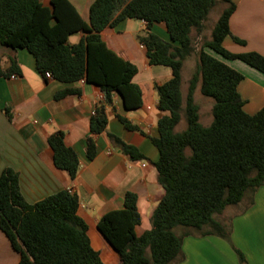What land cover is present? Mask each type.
<instances>
[{
    "label": "trees",
    "instance_id": "trees-1",
    "mask_svg": "<svg viewBox=\"0 0 264 264\" xmlns=\"http://www.w3.org/2000/svg\"><path fill=\"white\" fill-rule=\"evenodd\" d=\"M221 1L226 8L210 39L195 50L191 32L201 35L216 0H94L87 23L67 0H51L47 7L41 0H0V48L25 50L34 59L36 71L42 75L48 72L57 82L83 81L101 92L103 103L89 120L85 153L90 161L96 154L94 137L105 131V106L111 104L112 97L118 94L127 111L141 106L140 90L132 83L136 67L109 50L100 33L125 20L144 22V33L137 40L145 49L148 65L171 71L169 81L154 85L157 108L167 115L157 123L158 137L150 139L158 151L154 166L163 190L151 213L150 229L136 236L140 215L132 193L125 194L121 210L102 215L96 223L118 255L119 264H177L184 259L182 242L190 231L229 241V229L215 216L264 186V106L254 115L244 113V101L237 92L242 75L209 53L238 60L262 74L264 57L253 52L232 54L223 47L226 38L239 46L245 43L229 31L234 3ZM154 25L164 26L168 41L151 31ZM78 33L83 34L78 43L68 44V38ZM192 55L197 62L183 102L181 73ZM10 66V72L18 71L13 59ZM198 86L201 96L213 102L208 127L200 124L199 107L194 102ZM79 94V90L68 88L54 98ZM182 116L186 128L177 133ZM117 118L127 131L139 132L126 119ZM108 137L132 161L144 158L118 137ZM47 143L54 166L73 180L79 162L64 144L63 133L51 134ZM78 206L77 196L65 190L28 204L20 192L18 175L11 169L0 175V231L18 254V264H104L90 245ZM236 254L239 263L246 264L243 255L237 250Z\"/></svg>",
    "mask_w": 264,
    "mask_h": 264
},
{
    "label": "crops",
    "instance_id": "crops-1",
    "mask_svg": "<svg viewBox=\"0 0 264 264\" xmlns=\"http://www.w3.org/2000/svg\"><path fill=\"white\" fill-rule=\"evenodd\" d=\"M50 1L41 0V3L47 7ZM67 1L87 23L89 7L94 0ZM232 2L235 11L229 19V31L245 45L239 46L226 38L223 47L232 54L253 52L264 57V0ZM144 30V22L125 20L100 33L109 50L136 67L132 83L140 90L141 106L127 111L118 94L112 97L111 104L105 106V131L94 137L96 154L91 161L86 158L85 149L90 136V117L103 103L99 89L83 81L62 84L52 78L46 79L36 71L34 59L25 50L13 52L0 48V175L6 169L18 175L20 192L28 204L62 190H70L76 195L79 202L77 214L87 226L91 247L98 252L104 264L120 262L96 228L99 218L108 212L121 210L125 194L132 193L136 196L140 215V225L135 228V234L141 236L150 229L151 213L163 196L154 166L159 155L150 139L158 137L157 123L167 115L157 108L154 85L169 81L171 71L166 67L148 65L145 49L137 40ZM151 31L168 41L163 25H154ZM82 37V33L72 35L68 44L74 45ZM215 58L242 75L237 92L244 101L243 111L247 115L257 113L264 106V74L238 60ZM10 59L16 62L17 72H10ZM187 87L188 81L185 85L182 79L180 92L183 102ZM68 88L77 89L80 94L59 100L54 98ZM199 89L198 86L194 93L195 103ZM212 105L213 102L204 101L202 106H198L199 122L204 127L212 122ZM118 116L138 127L139 132L127 131ZM183 120L182 116L179 124ZM179 124L175 128L177 133L185 130L179 128ZM55 132L63 133L64 144L78 158L79 167L73 180L53 164L47 138ZM109 135L133 146L144 158L132 161L114 146ZM256 192L248 198L247 208L230 216V220L223 215L224 212L219 215L221 224L230 231L229 241L215 235L187 236L182 242L184 259L177 264H240L236 250L243 255L246 264H264V186ZM18 262V254L0 231V264Z\"/></svg>",
    "mask_w": 264,
    "mask_h": 264
},
{
    "label": "rangeland",
    "instance_id": "rangeland-1",
    "mask_svg": "<svg viewBox=\"0 0 264 264\" xmlns=\"http://www.w3.org/2000/svg\"><path fill=\"white\" fill-rule=\"evenodd\" d=\"M226 8V5L224 3H222L221 0H216V4L214 5V7L211 9L210 13L208 14L207 20L204 23V30L201 33V35H197L194 31L191 32V40L192 43L194 45L195 50H198L201 46V44L207 40L210 39V33L211 30L214 26V24L216 23L218 17L220 16V14L222 13V11ZM211 53V52H210ZM212 55H214L215 57H217L215 54L212 53ZM197 62V58L196 55H192L188 60L185 61V63L183 64V68H182V79L185 83V85H187V81H189L191 74L194 71L195 68V64ZM195 101L196 104L198 106H202V102L206 101H210L212 102V100L208 99V98H204L203 96H201V94L196 93V97H195ZM183 127L184 129L186 128V123L185 120H183V122L181 124H179V128ZM262 188V187H261ZM260 189V188H259ZM258 191V190H257ZM257 192H255L253 195H251L249 192L246 193L244 195V198L242 199L241 203L236 205V206H229L227 207L223 212H224V216L227 218V220H230V216L232 217L233 214H236L237 212H242L243 210H245L247 208V201L248 198L254 196ZM216 221L221 222V219L219 216H215ZM229 222V221H228ZM229 224V223H228ZM177 235H179L181 232L179 229L176 230L175 232ZM193 232L190 231V235L189 236H193L192 234ZM195 233V232H194ZM197 235V234H195Z\"/></svg>",
    "mask_w": 264,
    "mask_h": 264
},
{
    "label": "built area",
    "instance_id": "built-area-1",
    "mask_svg": "<svg viewBox=\"0 0 264 264\" xmlns=\"http://www.w3.org/2000/svg\"><path fill=\"white\" fill-rule=\"evenodd\" d=\"M44 78H46V79H51V76H50V74L48 73V72H46L44 75ZM12 79L14 78V77H11ZM93 114H94V112H93ZM92 114V115H93ZM143 167L145 166V165H142ZM68 192H70V190H68Z\"/></svg>",
    "mask_w": 264,
    "mask_h": 264
}]
</instances>
